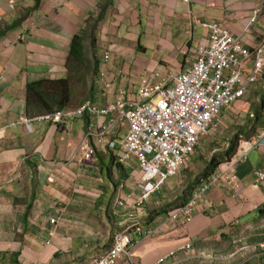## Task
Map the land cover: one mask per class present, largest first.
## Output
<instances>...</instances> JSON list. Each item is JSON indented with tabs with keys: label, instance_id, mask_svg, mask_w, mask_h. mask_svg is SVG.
<instances>
[{
	"label": "crops",
	"instance_id": "0c3cea01",
	"mask_svg": "<svg viewBox=\"0 0 264 264\" xmlns=\"http://www.w3.org/2000/svg\"><path fill=\"white\" fill-rule=\"evenodd\" d=\"M258 8L262 12L243 38L252 51L264 45V0H0V126L45 114L37 96L51 85L43 80L71 79L70 71L79 72L84 62L88 74L70 81L64 110L87 100L106 107L120 89L135 98L146 74L159 72L171 83L196 58L197 45L208 41L209 30L202 24L220 23L241 36ZM76 35L82 37V60L70 62ZM87 39L92 51L86 54ZM106 51L109 60H104ZM79 82L85 85L80 91ZM60 99L61 93L48 102ZM234 104L199 141L213 149L205 164H187V169L183 163L162 191L146 201L138 219L144 212L149 216L177 207L176 199L238 134L234 169L240 189L213 188L196 203L190 222L165 225L168 213L150 225L142 220L157 232L134 245L133 262L155 264L175 250L164 264H264V180L257 182L258 172H264V145L239 156L264 131V67ZM67 121H35L0 133V264H88L111 247L115 233L132 225L129 205L139 196L138 163H118L105 146L97 147L91 161L79 162L90 118ZM185 242L190 249H177ZM118 264L132 261L124 257Z\"/></svg>",
	"mask_w": 264,
	"mask_h": 264
},
{
	"label": "built area",
	"instance_id": "2783aa9c",
	"mask_svg": "<svg viewBox=\"0 0 264 264\" xmlns=\"http://www.w3.org/2000/svg\"><path fill=\"white\" fill-rule=\"evenodd\" d=\"M261 12L262 8L254 11L241 36H235L220 23L202 24L209 30L208 41L197 45L196 58L172 78L171 83L159 72L146 74L139 79L135 98L126 97L125 91L120 89L106 107L87 100L73 110L62 109L32 118L22 116L9 126H0V133H3L11 126L28 128L35 121L65 125L68 117L88 115L90 121L79 147L82 153L79 162L91 161L97 147L105 146L115 153L118 163L124 166L132 160L138 163L141 172L137 181L139 196L129 205L132 225L115 233L111 247L93 256L88 264H118L124 257L138 264L132 260L134 245L139 239L157 232V229L142 225V220L148 217L145 212L138 219L146 201L160 193L165 183L176 176L185 160L195 153L200 139L220 125L223 111L244 96L264 67V45L252 51L243 43L245 34L256 24ZM110 58V52L106 51L104 60ZM248 68L250 72H246ZM261 145H264V131L239 156H246L250 149ZM236 159L237 155L210 176L200 177L189 200L168 212L165 225L190 222L196 203L207 198L215 187H235L238 191ZM262 180L264 172H258L257 182ZM51 223L56 224L57 219L52 218ZM260 245L264 247V241ZM190 248L191 243L185 242L177 249ZM174 254L175 250L168 251L155 264L168 262ZM200 255L212 257L205 252Z\"/></svg>",
	"mask_w": 264,
	"mask_h": 264
},
{
	"label": "trees",
	"instance_id": "16d2710c",
	"mask_svg": "<svg viewBox=\"0 0 264 264\" xmlns=\"http://www.w3.org/2000/svg\"><path fill=\"white\" fill-rule=\"evenodd\" d=\"M81 39L82 37L79 35H76L73 38V45L70 51V62L71 60H82V56L80 53L81 51ZM84 61V60H83ZM44 82H47L51 85V87H47L46 89L42 90L40 92V94L37 96V98L39 99L40 105L41 107H45L44 112L45 113H52L55 112L57 110H62L64 108L69 107V103L68 100L70 99V79L69 78H61V79H56V80H52V79H48V80H43ZM42 80L40 81L39 84H42L43 82ZM32 89L36 90L37 86L32 87ZM50 92V93H49ZM61 93V99L59 101L58 104H53L48 102V100H55L56 99V95ZM49 94V97H47ZM30 108L28 107V110ZM240 135L238 134V136H236L232 142H231V146L230 148L225 152V153H221L219 155H215L211 161V163H209V166L207 167V169L205 170L204 173L198 175L196 177V181L194 183H192L191 185H189L188 189H185L184 194L179 198L176 199V205L181 206L183 204L186 203V201L188 200L189 196L188 193L192 191L195 183L198 182V179L200 177H207L210 176L211 174L215 173L217 171V169L219 168V166L228 161H231L235 155L237 154V147L239 144V141L241 140V138L239 137ZM190 194V193H189ZM175 205V206H176ZM177 206V207H178ZM169 209H162L159 211H154L152 212L146 219H145V224L148 223L149 225L152 224L154 222V220L165 214L168 213Z\"/></svg>",
	"mask_w": 264,
	"mask_h": 264
},
{
	"label": "rangeland",
	"instance_id": "374dc122",
	"mask_svg": "<svg viewBox=\"0 0 264 264\" xmlns=\"http://www.w3.org/2000/svg\"><path fill=\"white\" fill-rule=\"evenodd\" d=\"M89 39H87V40H85V47H84V49L86 50L85 51V53L86 52H89L90 51V49H91V51H92V47H91V45H90V42L88 41ZM87 54V53H86ZM83 63V62H82ZM85 62L79 67V72H76V69H74V71L72 72V71H70V74H71V76H70V81L73 79V78H76V79H83V76L85 75V74H88V72H86L85 71V68H86V70H87V66H85ZM75 67V66H74ZM73 67V68H74ZM90 67H88V69H89ZM90 73V72H89ZM87 80V79H86ZM70 85H71V83H70ZM83 86H85L83 83H81V82H79V91L80 90H82L83 89ZM241 99V98H240ZM237 101H239V100H237ZM236 101V102H237ZM235 102V103H236ZM233 107H235V104L234 105H232V108ZM213 136H215L216 138H220L221 137V133L220 132H215L214 134H213ZM205 140H207V139H205ZM204 140H202V143H200V144H202V146H204V148H199V147H202V146H200V144L197 146V148H196V152L194 153V154H192V156L191 157H188L187 158V162H184V166L187 168V169H190V167H188L187 166V164L188 165H192V164H195L196 162V165H203V164H205V162L210 158V155H211V153H212V151H213V149L209 146V142H203ZM199 148V149H198ZM189 160V161H188ZM187 171V170H186ZM186 174V173H185Z\"/></svg>",
	"mask_w": 264,
	"mask_h": 264
},
{
	"label": "bare ground",
	"instance_id": "6f19581e",
	"mask_svg": "<svg viewBox=\"0 0 264 264\" xmlns=\"http://www.w3.org/2000/svg\"><path fill=\"white\" fill-rule=\"evenodd\" d=\"M59 111V110H58ZM72 119V118H71ZM70 120V119H69ZM68 122V121H67ZM70 122V121H69ZM24 132V131H23Z\"/></svg>",
	"mask_w": 264,
	"mask_h": 264
},
{
	"label": "clouds",
	"instance_id": "9594fccd",
	"mask_svg": "<svg viewBox=\"0 0 264 264\" xmlns=\"http://www.w3.org/2000/svg\"><path fill=\"white\" fill-rule=\"evenodd\" d=\"M46 114V113H45ZM43 115V114H42Z\"/></svg>",
	"mask_w": 264,
	"mask_h": 264
}]
</instances>
